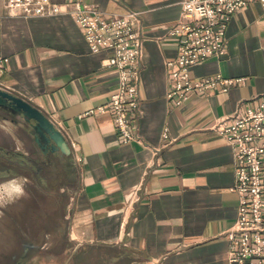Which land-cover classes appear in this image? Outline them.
<instances>
[{
    "label": "crops",
    "instance_id": "1",
    "mask_svg": "<svg viewBox=\"0 0 264 264\" xmlns=\"http://www.w3.org/2000/svg\"><path fill=\"white\" fill-rule=\"evenodd\" d=\"M80 1L106 17L137 14L139 111L131 143L118 142L110 114H86L115 89L114 70L103 66L110 52H91L67 13L15 17L0 0V59H6L0 89L40 110L70 148L68 156L52 154L69 161L75 177L63 216L68 239L75 248L100 249L111 264H226L224 232L237 206L233 151L211 125L264 96V3L235 12L224 54L191 68L195 78L243 81L226 92L191 94L175 108L165 98V63L176 55L169 32L181 0ZM10 141L16 150L28 151L30 142L39 152L28 132L5 128L0 144Z\"/></svg>",
    "mask_w": 264,
    "mask_h": 264
},
{
    "label": "built area",
    "instance_id": "2",
    "mask_svg": "<svg viewBox=\"0 0 264 264\" xmlns=\"http://www.w3.org/2000/svg\"><path fill=\"white\" fill-rule=\"evenodd\" d=\"M251 1L264 3V0H181L179 19L169 32L177 42L176 55L165 63V98L172 107L183 106L191 94L226 92L243 81L219 74L195 78L191 68L224 54L225 32L231 17ZM3 6L10 16L24 18L67 13L81 30L91 52H110L103 66L114 70L115 89L105 105L86 114H110L118 142L135 141L133 119L139 111L137 79L142 42L136 26L137 14L106 17L97 5L80 0L64 4L50 0H3ZM5 62L6 59H0V75L4 73ZM211 129L233 151L231 191L236 194L237 206L235 219L224 232L228 243L226 264H264V96L254 107L217 118Z\"/></svg>",
    "mask_w": 264,
    "mask_h": 264
},
{
    "label": "rangeland",
    "instance_id": "3",
    "mask_svg": "<svg viewBox=\"0 0 264 264\" xmlns=\"http://www.w3.org/2000/svg\"><path fill=\"white\" fill-rule=\"evenodd\" d=\"M16 126L0 119V134L12 127L28 132ZM15 146L14 141L0 144L2 154L8 151L2 157L11 171L0 178V264H111L100 249L92 245L75 248L68 239L63 216L75 178L69 161L51 157V165L37 171L29 162L40 160L37 149L30 142L28 151ZM25 245L40 249L29 251L26 260H21Z\"/></svg>",
    "mask_w": 264,
    "mask_h": 264
},
{
    "label": "water",
    "instance_id": "4",
    "mask_svg": "<svg viewBox=\"0 0 264 264\" xmlns=\"http://www.w3.org/2000/svg\"><path fill=\"white\" fill-rule=\"evenodd\" d=\"M0 108L7 110L13 117L21 119V124L27 126L32 141L45 154L60 153L68 156L70 148L63 135L48 118L27 101L0 89Z\"/></svg>",
    "mask_w": 264,
    "mask_h": 264
},
{
    "label": "flooded vegetation",
    "instance_id": "5",
    "mask_svg": "<svg viewBox=\"0 0 264 264\" xmlns=\"http://www.w3.org/2000/svg\"><path fill=\"white\" fill-rule=\"evenodd\" d=\"M0 117L11 120L13 123H15V125H17L18 127H21V129L23 130L27 129L26 125L21 124L22 122L20 120H16L15 117L11 116L7 110L0 108ZM3 153L4 154H2L0 151V178L2 177V175L5 176L7 173L11 172L10 168L7 167L6 164L3 162V160L5 159L3 157L7 156L6 154L8 153V151L5 150ZM39 153H40L41 158L37 164H34V162L29 161L33 165H36L37 171H40L42 168L48 167L49 165H51V157H52V154L48 150L46 151L45 154H43L40 150H39ZM38 164L40 165V167L38 166ZM39 249H40L39 246L25 245L22 251V254H21V260H26L29 251L39 250ZM14 264H21V262L15 261Z\"/></svg>",
    "mask_w": 264,
    "mask_h": 264
}]
</instances>
